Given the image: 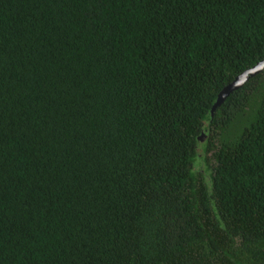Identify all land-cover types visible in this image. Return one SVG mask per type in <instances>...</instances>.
<instances>
[{"label":"trees","instance_id":"16d2710c","mask_svg":"<svg viewBox=\"0 0 264 264\" xmlns=\"http://www.w3.org/2000/svg\"><path fill=\"white\" fill-rule=\"evenodd\" d=\"M263 60L264 0H0V264H264Z\"/></svg>","mask_w":264,"mask_h":264},{"label":"water","instance_id":"95a60500","mask_svg":"<svg viewBox=\"0 0 264 264\" xmlns=\"http://www.w3.org/2000/svg\"><path fill=\"white\" fill-rule=\"evenodd\" d=\"M264 70V60L260 62L258 65H256L254 68L250 69L249 71L245 72L244 74L240 75L233 83L228 85L220 94L218 97L217 102L215 103L212 114L216 111V109L221 106L224 101L228 98V96L241 88L251 76H254ZM201 140H204V136L200 138Z\"/></svg>","mask_w":264,"mask_h":264}]
</instances>
